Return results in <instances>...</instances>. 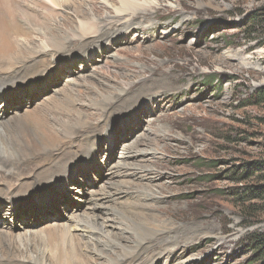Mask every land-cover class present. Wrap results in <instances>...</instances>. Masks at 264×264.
I'll list each match as a JSON object with an SVG mask.
<instances>
[{"label": "rangeland", "instance_id": "374dc122", "mask_svg": "<svg viewBox=\"0 0 264 264\" xmlns=\"http://www.w3.org/2000/svg\"><path fill=\"white\" fill-rule=\"evenodd\" d=\"M59 1L26 2L38 18L36 23H25L33 29L29 41L35 49L43 43L36 32L39 30L59 35L57 39H65L64 43L74 47H63L56 54L55 62L63 61L64 65L56 82L47 90H37V96L23 101L19 110L48 101L56 89L58 97L60 89L68 90L75 102L69 107L78 108L75 110L86 117L89 111L95 112L94 119L102 116L95 124L99 128L88 133L83 148L71 145L73 165L86 163L93 154L95 161L92 159L86 168L89 173L77 175L63 194L72 208L60 200L56 212L36 213L33 217L37 221L30 226L1 214L0 227L4 224V230L9 231L6 227L10 223L14 227L11 233L27 237L30 232L26 230L43 235L44 227L64 224L71 233L81 235L82 241L98 243L106 253L116 252L120 246L110 232L123 231L112 226L111 218L120 217L122 201L102 200V205L92 200L100 193L105 197L103 187L111 179L128 188L126 196L130 198L138 185L156 193L157 198L148 196L146 200L157 205L149 212L172 227L164 240L174 243L165 249L169 254L152 255L155 247H151L135 264H264V250L252 249L253 238L264 233V97H259L264 91V0H128L145 10L140 15L123 14L119 0ZM79 17L94 22L95 28H102L100 32L108 28L106 21L116 23L119 31H110L107 38L92 42L96 33L79 36L75 31ZM149 79L160 84L166 80L169 88L161 94L159 90L148 94L142 91L133 98H121L124 101L116 98L118 92L136 93L143 82L150 86L153 82ZM109 96L111 99H106ZM16 110L10 106L3 117ZM133 111H137V117L131 121ZM160 134H165L164 138L160 139ZM106 138H113V142H106ZM136 139L142 142L123 158L124 146ZM142 157V165L155 169L156 178L151 181H136L128 174L105 175L121 168L124 161ZM116 163L119 167L110 170L108 166ZM59 175L53 174V180ZM100 176L102 181L95 184ZM10 180L15 178L10 176ZM128 180L135 185L121 182ZM144 183L162 185L147 189ZM47 184L37 179L31 186L38 189L32 191L42 190ZM94 203L100 206L86 208ZM85 212L97 215L99 232L83 229L80 220L91 219H86ZM185 232L189 238L182 237L179 242ZM173 247H177L175 252ZM107 261L105 257L98 259L99 263Z\"/></svg>", "mask_w": 264, "mask_h": 264}, {"label": "bare ground", "instance_id": "6f19581e", "mask_svg": "<svg viewBox=\"0 0 264 264\" xmlns=\"http://www.w3.org/2000/svg\"><path fill=\"white\" fill-rule=\"evenodd\" d=\"M119 1L120 10L123 14L124 12H129V15L130 13L145 14V10H141L142 8L138 7L139 5L136 6V4L128 0ZM26 2L33 3V0H0V169L8 171L6 174L0 173V220L2 218L1 214L4 215L3 217L9 214L10 217L12 216L24 222L25 226H30L37 221V217H33L36 213L49 214L51 211L56 212L58 206L61 204L60 200H63V194L67 193L66 190H70L71 184L78 179L77 175L86 173V168L90 165V161L92 159L95 161V155L93 154L90 157L88 156L89 158H86V163L82 161L73 165L75 159L71 145H74V147L82 145L83 148L89 138L87 136L88 133L99 128L95 124L102 120V116L94 119L95 112L89 111L90 114L88 113L86 117L82 115L80 110H75L78 108L69 107V104L75 103L74 98H72L73 96L68 90L61 89L59 91L60 97L55 95L56 91L59 90L56 89L51 95L49 94V98L46 97L48 101L40 102L33 109L29 106L28 108L30 109L24 108V110H19L23 101L31 100V98L37 96V90H47L49 84L56 82L60 77L59 71H63L64 68L63 61L59 63L55 62L54 58L56 54L63 47L70 49L74 47L71 46L72 44L69 47V43H64L65 39H62L63 37H61L62 40L57 39L58 34L56 36V34H52L47 30H35L43 40L41 47L35 49L34 44L29 41L31 39L30 32L33 29L25 23H30L32 20H35L34 23H36L38 18L34 14V11L28 8ZM82 11L79 9V12L82 13ZM125 16L123 15L122 17ZM76 19L75 31H78L79 36L81 34L96 33L92 42L107 38L110 31H119L116 23L112 21H106L105 24L108 28L100 32L102 28H95L94 22L87 21L81 17ZM23 20L26 22H22ZM37 25L41 27V23H37ZM20 39H24L30 44H25L23 41L21 43ZM49 50L53 51V53H50ZM69 63L73 65L71 61ZM40 71L43 72L39 75L36 74L40 73ZM154 79L148 80L153 82L150 86L145 85L143 82V88H137L136 93L118 92L115 96L124 101L121 98L127 96L128 99L131 96L133 98L134 95L142 91H147L148 94L150 91L157 92L159 90L160 93L161 90L169 88L168 81L164 80L163 83L160 80L162 82L160 84L154 82ZM165 84H167V87ZM159 87H162V89ZM154 88H157V90H154ZM106 99L110 100L111 98L109 96ZM98 102L100 103L101 101ZM10 106H15L18 110L14 114L9 115V117H3V114L7 112ZM136 114L137 111H133L129 119L137 117ZM88 119L92 121L88 122ZM104 136L108 135L105 134ZM164 136L165 134L159 135L160 139L164 138ZM105 141L111 144L113 138L110 140L106 138ZM140 142L142 140L137 142L136 139L131 144H126L122 157L130 156L131 150L137 148ZM140 159H143V157L136 158L133 161H124L121 163V168L110 171L105 175H111L110 177H112L128 174L135 177L136 181L146 178L148 181H151L156 178L153 175L155 169L149 165H142ZM24 161L26 163L21 165ZM117 164L108 167H111V170L113 167H119ZM34 165H36V168H33ZM57 172L60 175L55 179L57 180L55 182L53 174ZM97 172L100 173V170L97 169ZM10 176L15 178V180L11 181ZM102 177L100 176L96 183H94L97 184L99 181H102ZM37 179L44 180L45 183L49 184L46 185V188L33 192L32 190H37L38 187H32L31 182ZM52 182H55L54 186H51ZM121 182H124V185H135L131 180ZM118 183L119 181L110 179L109 183H107L108 185L105 186L104 184L103 187L104 191L102 192H105V197L101 193L100 196L99 194L98 196L94 194L95 198H92V200L100 201L101 204L105 200H111L112 202L114 200L122 201V209L120 208L118 212L120 217H116V219L111 218V220H113L112 226H117L118 229L121 228L123 234L110 232L115 244L120 246L119 250L116 252H103L104 247H99L98 243L82 241L81 235L71 233L70 229L64 224L51 223L52 225L44 227L41 230L43 235L26 230L25 232H30L29 236L16 237L11 233L14 228L13 225L11 226L8 223L6 228L9 231L4 230L3 227L6 226L4 224L0 227V230H2L0 232L4 234L0 235V264H135V261L145 253L146 249L151 247H155L152 255L169 254V250L165 249L169 248L173 242L170 243L169 241L166 243L164 240L169 236L166 232L172 233V227L164 223L158 214L149 212V210L157 209V205H154L152 202H146V200H149L148 196L153 200L157 198L156 193L152 192V190L149 192L144 189L143 185H138L139 187L134 190L136 192L135 195L133 194L134 196H132L136 200L132 201V197L126 196L128 188H121ZM144 184L147 185V189H152V186L162 185L154 183ZM28 191L30 192L27 193ZM61 191H63L62 194ZM68 200L64 197L62 203L67 207H71L72 203ZM102 200L104 201L101 202ZM97 206L100 205L94 203L86 206V208L93 210ZM143 208H147V211H143ZM3 210H8V212L2 213ZM127 211H130V214H127ZM85 213L86 216L88 215L86 219H91L83 223H81L83 220L79 219L80 224H83V229L92 233L99 232L100 229L95 222L97 215ZM159 220L160 222H158ZM116 222L117 225L115 224ZM125 232L127 235L124 234ZM182 237H185L187 240L189 234L183 233L178 239L179 242L182 241ZM185 238L183 241H185ZM32 247L33 249H31ZM177 247L172 248L174 252ZM21 248H25V250ZM45 252L48 253L47 256ZM26 253L30 254H27L28 256L25 257ZM114 253L116 254L115 256L113 255ZM100 257H105L106 261L108 260L107 263H99L98 259Z\"/></svg>", "mask_w": 264, "mask_h": 264}, {"label": "trees", "instance_id": "16d2710c", "mask_svg": "<svg viewBox=\"0 0 264 264\" xmlns=\"http://www.w3.org/2000/svg\"><path fill=\"white\" fill-rule=\"evenodd\" d=\"M259 97H264V91L260 92ZM252 249L258 250V252L264 250V233L257 234V236L253 238Z\"/></svg>", "mask_w": 264, "mask_h": 264}]
</instances>
